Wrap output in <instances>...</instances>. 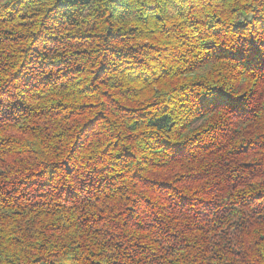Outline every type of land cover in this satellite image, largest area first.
<instances>
[{"label": "trees", "instance_id": "obj_1", "mask_svg": "<svg viewBox=\"0 0 264 264\" xmlns=\"http://www.w3.org/2000/svg\"><path fill=\"white\" fill-rule=\"evenodd\" d=\"M0 264H264V0H0Z\"/></svg>", "mask_w": 264, "mask_h": 264}]
</instances>
